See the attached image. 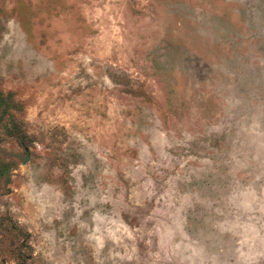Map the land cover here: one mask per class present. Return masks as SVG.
Listing matches in <instances>:
<instances>
[{
	"label": "rangeland",
	"instance_id": "374dc122",
	"mask_svg": "<svg viewBox=\"0 0 264 264\" xmlns=\"http://www.w3.org/2000/svg\"><path fill=\"white\" fill-rule=\"evenodd\" d=\"M0 264H264V0H0Z\"/></svg>",
	"mask_w": 264,
	"mask_h": 264
},
{
	"label": "trees",
	"instance_id": "16d2710c",
	"mask_svg": "<svg viewBox=\"0 0 264 264\" xmlns=\"http://www.w3.org/2000/svg\"><path fill=\"white\" fill-rule=\"evenodd\" d=\"M0 100H1V96H0ZM0 103H1V101H0Z\"/></svg>",
	"mask_w": 264,
	"mask_h": 264
}]
</instances>
